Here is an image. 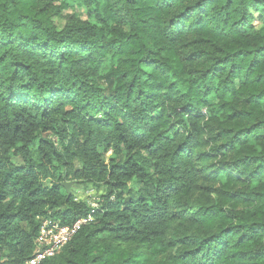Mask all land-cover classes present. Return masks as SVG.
I'll return each mask as SVG.
<instances>
[{"label":"trees","instance_id":"16d2710c","mask_svg":"<svg viewBox=\"0 0 264 264\" xmlns=\"http://www.w3.org/2000/svg\"><path fill=\"white\" fill-rule=\"evenodd\" d=\"M73 3L97 23L68 16L58 29L65 1L0 0V145L23 163L0 158V264H25L41 218L69 225L89 211L62 193L68 178L106 192L93 222L41 264H264V0ZM215 112L213 151L256 185L192 206ZM182 216L193 231L171 235Z\"/></svg>","mask_w":264,"mask_h":264},{"label":"rangeland","instance_id":"374dc122","mask_svg":"<svg viewBox=\"0 0 264 264\" xmlns=\"http://www.w3.org/2000/svg\"><path fill=\"white\" fill-rule=\"evenodd\" d=\"M62 1H65L68 7L60 12V17L55 16L56 12L51 16V20L58 29H61L64 26L63 19H66L68 16H70L71 20H79L91 24L97 23L92 17L93 13L91 10L75 5L73 3V0H50V3L54 7H58ZM261 25L262 24L260 22H256L257 29H260ZM194 48V38L186 37L185 42L181 43L178 46L179 56L183 59H188L193 54ZM97 82L104 87L102 79L97 80ZM227 101L230 102L231 99L227 98ZM210 115L207 114L204 120L205 144L196 155L197 169L199 170L201 180L199 182L198 189L193 193L191 197L187 199V201L190 202L192 206H210L214 205L215 203H221L223 199V193L225 191H245L247 187L252 188L254 185H256V183L247 185L246 181L241 180L239 175L235 173V171L231 172L230 167L235 160L234 156L231 153L224 152V154H220L217 153L216 150L213 151V149H220L223 141L219 140V137H217V133L219 130V121L221 119L220 113L216 114L215 112L211 113ZM43 137H47L55 141V138L51 135H43ZM35 149L36 146L29 148L32 153L35 151ZM12 153L13 149H6L0 145V158L2 156H10L11 161L14 165H22V160L19 157L13 156ZM109 156L110 153L105 155L106 158ZM78 166L79 164L76 163V167ZM221 168H225L226 173L234 177L235 180H232V178H226L224 176L217 177V169ZM56 173V175H60L63 178L64 174L60 173L59 170H57ZM59 183L62 189V193H66L65 188L62 187V184L67 185L69 193L72 194L74 200L76 199L77 202H83L86 205L96 204L98 206L99 203L102 202V197L106 192V186L104 184H91L70 178L65 181L62 180ZM128 188L137 190L140 188V185L133 181L128 185ZM176 211L181 212L182 207H176ZM180 215L181 214H178L177 216ZM193 229L194 227L189 217L182 216V218L177 219L175 224L173 225L171 235L179 237L181 235L191 233Z\"/></svg>","mask_w":264,"mask_h":264},{"label":"built area","instance_id":"2783aa9c","mask_svg":"<svg viewBox=\"0 0 264 264\" xmlns=\"http://www.w3.org/2000/svg\"><path fill=\"white\" fill-rule=\"evenodd\" d=\"M77 202V200L75 199ZM89 211L72 224H62L59 219L51 217L39 220V230L33 242V250L25 264H41L58 255L73 239L78 231L93 222L96 204H89Z\"/></svg>","mask_w":264,"mask_h":264},{"label":"water","instance_id":"95a60500","mask_svg":"<svg viewBox=\"0 0 264 264\" xmlns=\"http://www.w3.org/2000/svg\"><path fill=\"white\" fill-rule=\"evenodd\" d=\"M62 187H63V188H65V190H66L67 194H69L68 186H67V185H64V184H62Z\"/></svg>","mask_w":264,"mask_h":264}]
</instances>
